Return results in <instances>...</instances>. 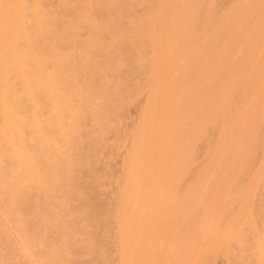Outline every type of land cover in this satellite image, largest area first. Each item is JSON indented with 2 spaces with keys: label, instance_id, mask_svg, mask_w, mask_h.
Listing matches in <instances>:
<instances>
[{
  "label": "bare ground",
  "instance_id": "obj_1",
  "mask_svg": "<svg viewBox=\"0 0 264 264\" xmlns=\"http://www.w3.org/2000/svg\"><path fill=\"white\" fill-rule=\"evenodd\" d=\"M54 1L57 2L54 3L55 5L49 4L48 0H0V228H2V230L0 229L1 230L0 238L2 237V239L3 236H1V232L4 235L5 231H3L4 230L3 228H5V226L8 224V227L6 226L7 228H5V230L8 229V231L6 230V233L4 235L5 246L3 245V243H1L2 239H0V245L2 244L4 246L3 248L2 246H0L2 248L0 250V264H2L3 262L5 264V261L9 260L10 262V259L11 258L13 259V257H11L13 256L12 249L14 246L12 242L14 243L15 237L19 236L20 239L22 237L23 242L22 241L21 242L23 243V247L24 248H26L27 246L29 247L31 241L29 244L26 241V239H30V237L28 236L29 234L31 235L33 233V235L37 234L36 236H39L42 229L47 230L49 232L50 229L53 231L55 229L56 230L61 229L60 227L66 224L65 223L66 219L63 216L65 217L67 215L70 216L72 212L74 213L72 209L75 207L76 208L75 210H77L78 208L76 207V205L70 206L71 203L75 204L77 202H80V201L73 202V199L75 198L76 200H78L77 198H79V200L82 201V199L80 198H86V197H81L84 194H86L85 191L87 190L84 189L83 187L85 182H83L82 185V181H84L82 179L83 177H85V175L91 174L96 169H94L95 166H93V168L90 166V163H92V161L89 162L88 157H86V160L85 162H83V164H86V162H88L87 165L89 166V168L94 169L89 174H87L88 171L86 170L90 171V169L85 167L87 165L83 166V164L80 163L79 166L81 167H79L78 164H75L74 162L76 161L71 159L73 158V154H74L73 152L74 148L72 150L71 147H74L77 144V142H79L78 143L79 147H80V143L81 142L83 143V140L80 141L79 139H81L80 136L86 135L83 132L86 127L85 122L87 123L88 120L94 121L97 124L95 125V127H97V129L102 133L106 131L104 127H106L107 122L108 124L109 122L111 123L113 122V124L111 125H114L116 124L115 121L119 122L120 120H122V118L120 117H123L121 115H123L124 113L121 114V111L125 108L123 103L125 101L129 102L128 99H132V95L138 94L142 88L140 87V85L142 84L134 85L132 86L133 87L132 89H130L131 87L129 86L128 88L130 90L126 87L128 90L127 92L130 94L131 97L128 99L125 96L126 94L122 95L121 93L123 92L121 90L126 85L124 84L125 85L124 86L122 83L121 84L123 86L120 85L119 83L121 79L120 77L122 76V74L124 75L126 73L128 74L129 72H131L132 65L134 63L133 57L135 54L138 55V59H139V60L137 59V63L140 61L139 64H141L143 69H146L144 71L140 70L141 74L142 71L144 72L143 74L145 75V73L149 72L147 70H152L151 76H148L151 77V79H149L150 80L149 82L147 79L148 74L145 75L146 76L145 80L147 81L145 82L146 83L145 87L147 86L149 87L148 88L149 91L151 90L149 94L150 93L151 94L149 95L148 103L145 106L143 110L144 113H142L143 116L141 117L143 124V125L141 124L142 133L140 132V136L138 135L139 137H137V139L135 140L136 141L135 143L138 145L137 150L140 147H144V148L146 147V149L149 147L148 142H149V138L151 137L150 129L152 128L155 129L156 120H157L156 118L160 120L159 124L162 122L163 119L165 125L170 124L172 122L171 117L168 114H166L167 112L162 111L164 110V108L161 110V106L163 104L166 95V93L163 92L164 91L163 85L161 86L159 83L157 84L155 80L153 82V78H152L153 72L157 73V71L158 70L160 71L163 67L161 66L160 62L158 64L156 62H153L150 56L153 49L157 47L156 44H158L160 38L164 33V29L161 26L163 22H161V20L162 17L166 14L165 8H167L168 6L167 4L170 3L173 4L172 2L174 1L175 4H177L176 1L178 2V0H162V1L155 0L154 2L151 3V5H148V7L151 6L150 10H148V8L146 7L148 11L146 10L147 13H145L146 15L144 14L145 19L144 20L141 19V21L135 20L136 18L134 17L137 14L134 16L133 9L136 8L137 1H141L142 3L143 0H54ZM203 1L205 4V0H188L187 2H184V0H180L182 9H183V3H185L186 5L185 8H187V14H185L184 11L185 8H184L183 9L184 11L183 13L185 14L183 16L184 18L181 17L183 18V20L180 19L181 20L180 27L182 28L183 26V29L181 30H184L185 27L184 30L185 34L192 35V32L194 31L193 27L194 28L197 27L194 26L196 25L195 23L197 22V21L195 22V20H197L196 15L197 13L199 14L201 10H203L200 7ZM251 1L254 2L255 0H245V2H248V4ZM236 3H238V5L235 7L234 11L230 13L231 17L234 18V23H233L234 30L232 28L233 31L229 33L227 29L228 32L226 31V33H228L229 36L235 34L243 35L241 37L242 38L240 43L241 46L239 47L237 46L238 47L237 49H239V52H237L238 56L235 54L236 52L235 53L233 52L235 48L233 51H231L230 49L231 46L230 44L227 43L224 44L222 48H220L218 53H214L217 55H214L215 56L214 59L212 58V60L214 61L213 63H211L212 61L209 62L210 56L209 57L203 56L204 59H200L203 57H201V55L198 56L200 52L198 53L197 50H194L195 52L192 51L185 53L183 59L179 61L181 63L180 65L186 67L187 69L188 68L195 69V71L210 70V72L206 76L205 74H203L204 71L201 72L202 75H200L201 73L198 74L199 72H195L198 75L196 74V81H192V82H196V83L193 86H191L192 89L188 88V90H190V94L188 96L189 98L188 99L186 98V100H188L186 102L189 105L187 104L186 107L183 106L182 107L183 112H180V114L178 113L180 115V121L184 122L186 126L185 128L181 127V129H177L175 133L173 132L175 135L173 138L174 142L172 141L173 143L171 146H169L171 142H169L168 144V146L171 148L172 147L177 148L176 145H178V148L181 147V150L178 152L179 154L178 160L176 159V163L173 162L174 165L172 167L168 168V165L167 167H163V166H159L160 168L158 167L159 169L156 171L158 172L156 174L157 175L156 183H159L164 177L169 175L171 177H178L181 171L185 172L189 168L190 161L192 159L191 158L193 151L192 148H194L192 147V145L195 144V143L193 144V141L195 139V133H193V131L195 130V125H197L195 123H197L200 120L203 121L202 118H204L205 115L208 113L212 114L211 111L216 110L220 112L221 110L222 111H224V109L226 110L227 107H225V105L227 104L226 106H228L229 104L225 102L224 96L228 94L230 90H233V88L235 89V91L241 94V96H239L240 98L242 97V99H247L246 96L248 95L249 91L252 88L254 89V86L257 87V85H259L260 78L261 81L264 79L262 78L264 76L263 74L264 72L260 71V73H258L259 77L258 74L253 72V69L257 65L258 67H260L262 64L260 63V61H257L260 63V65L259 64L256 65L254 56L260 55L264 57V50H263L264 44L260 43L262 42L261 39L264 38V26H263L264 22L261 21L262 19L256 21L254 16L252 21L251 20L252 18L250 19V17L252 16V15L250 16L251 11L248 13V8L250 7L247 6L246 9L244 7H241V3L239 4V2H235V4ZM262 4L264 5V0H256V3L254 5L257 6ZM134 5H136L135 8ZM181 5L179 6L181 7ZM198 6L200 7L201 10H198ZM231 17L229 16V18ZM175 18L177 17L175 16ZM223 20L225 21V19ZM254 20L256 23L254 22ZM126 21H130V22L126 23ZM178 23L176 24L178 25ZM182 23L183 25H181ZM245 23H246L245 26L246 30L248 26H250L249 24L247 26V23L252 24L251 27L248 29L249 33L248 31L247 33H245L246 32V30L244 29ZM221 26L223 25L221 24ZM164 28L166 29V27ZM198 29H196V31ZM223 29H221L220 31H222ZM129 30L131 33L135 31L133 33V36L135 37V39H137V41L138 40L140 41V42L138 41L139 43L138 42L133 43L134 45L129 43L128 41L129 39L127 37ZM169 30L170 29H168V31ZM181 30L179 31L181 32ZM246 34L249 37H247ZM224 35H226L225 31H224ZM167 36L169 37V34ZM245 36L247 38H244ZM170 37L169 39L171 41L169 40L167 43L166 40V42L164 41V43L166 45L168 44L169 46L170 44L174 43V46L177 47V45H175V41H172ZM209 37L211 36H208L207 38L208 40ZM232 37H236V36H232ZM220 38H222V36ZM237 40L240 41V38H238ZM206 41L203 42V44L204 43L206 44ZM209 41L211 42V40ZM220 44H222V42H220ZM172 49H173L172 47L168 49V52L166 50L165 53H167V55H165V62L167 61L166 65L174 68V66L177 65V61L175 59V56L177 55L174 53L175 49L173 50ZM208 49L209 48H207V51ZM200 50L202 51V49ZM201 54H203V52ZM205 58H208L206 59V61H208V64H206V61L205 63L203 62ZM261 67L260 69L262 70ZM139 68L141 67H138L137 70L138 72H139ZM190 71L191 74L194 72V70H190ZM120 73H122L121 76ZM255 74L257 79H255ZM109 75H111L112 78H116V79L119 78V81L117 80L119 84L116 82L112 83V80L110 81V79L108 80ZM117 75L119 76L118 78ZM178 75L179 77H181L180 76L181 74ZM192 75H194V73ZM199 75L201 79L198 77ZM194 76H190V77L192 78ZM261 81L260 84L263 83V81L262 82ZM179 82H177V84ZM114 83L118 85L117 88L113 87L116 88L115 90L111 88V86H113ZM147 83H149L150 85H147ZM119 85L122 87L121 89L119 88L120 87ZM109 87L111 88V90L109 89ZM181 88H183V86ZM117 89H120V92H118ZM80 90L83 91V93H81ZM123 90H125V88ZM231 92L232 91H230L229 93ZM131 93L134 94L131 95ZM79 94L80 95L83 94L82 97ZM78 96L80 97L78 98ZM134 98L135 96H133V99ZM237 103L239 102L237 101ZM124 104L126 105L127 103ZM188 107H189V111H187ZM190 107L193 109H190ZM120 109L122 110L120 111ZM184 109L186 111H184ZM244 109H246V107ZM244 109L243 111H245ZM226 112L227 111H225V114L227 115L228 112L227 113ZM246 113L247 112H243L242 115ZM153 115L155 116L154 119L155 122L152 120V117L154 118ZM110 127L114 128V126H109L106 127L107 130L108 128L110 129ZM88 128L90 127L88 126ZM226 128L228 130L229 127ZM227 130L225 129L224 131L221 132L222 135L218 139L216 146L213 147V149L215 148V152H214L215 154L214 156H212L214 157V160H212L214 161L213 162L214 164H212L214 168L211 173L212 184L210 189L207 192H201L198 190L196 192L187 193V195L184 196L180 202L176 200V197L173 193H169V192L167 193L166 191L164 198L165 205L164 207L163 206L159 207V210L160 209L161 210L160 211L158 210L159 216H157L158 218L155 219L156 220L155 222L157 224L158 223L162 224L161 222L166 220L167 222L165 221L163 223L169 222L168 225L165 224L167 227L170 225L172 226L173 222L175 224L179 222L180 224L178 223L179 224L178 226H180L183 224L184 218H185L184 223L188 221V219H186L187 218L186 216H190L191 214L196 213L197 210L201 208L202 209L204 208L202 215L204 216L205 219H209L211 224H213V222L216 220L215 208L210 206V204L214 205L215 202L209 201L210 198L208 199L209 197L208 193L212 191L214 193V191L216 192L220 187L222 188L223 184L226 181H228V179H230V177H228L229 174H232V177L235 175V179H237L238 175L242 176L241 172H243L245 169L240 167L241 171L240 170L238 171L237 170L238 168L237 169L235 168V165L237 164L238 161L237 159H239V157L242 156V155L240 156V153L238 151L232 157L226 156V152L228 153L229 150V144H230L229 141L231 140V138L228 137L229 134L226 133L229 132ZM259 132L257 128H254V130L249 131L247 136L248 137L247 139H249L247 148L253 144H254L253 146H257L258 144L261 143V141L259 140V143L257 144L258 138H260ZM93 136L94 135H92V137ZM197 136L199 135H196V137ZM95 137L93 139H95ZM99 138H100L99 140H101L100 135ZM262 140H264V137ZM75 142L76 144H74ZM86 144H87V148L85 151L88 150L90 153H92L91 144L89 146L90 148H88L89 144L85 143V145ZM243 147H245L244 144ZM242 151L245 152V155L246 154L248 155L247 149L246 150L243 149ZM244 152H242L241 154H244ZM131 154L132 156L130 155V157L132 159L129 158L131 161L128 160V162L130 163L128 164V166L131 169L129 171L128 170L129 168L127 166V170L129 171V173L127 171L126 172L123 171L124 173H128L129 177H127V179H125L124 177V182L122 179L121 182L124 183L122 185V190L123 189L126 190V188H128L129 191H133L135 193V197L134 198L128 197V199L124 200L125 204H123L122 202L121 205H118L119 209H117V210H121L120 213L123 211L124 215L123 213H121V217L124 216L123 219H125L124 223L122 222L123 224L119 225L120 228H118L119 226L117 227L118 230L120 229L122 232L121 233L119 230L123 240L124 250L122 248L123 252L122 250L121 252L124 254V255L122 254L124 258V264H128V261L130 262L131 256L129 255V252L130 249H132L134 243L136 242L135 238L133 237L134 233L132 232V227L135 221L134 210H136L137 208L136 207L137 202L144 195L146 197H152L153 196L152 191L154 190V187L150 188L151 190H147V182L146 180L141 178L144 176H140L139 178V176L137 175L138 173L134 172L135 167H133L132 170V167L130 165L132 160L133 162H135V159L137 158L136 150H134V152L132 151ZM211 155L213 154H210V156ZM133 162H132V166H133ZM244 163L247 162H243V165ZM79 168H81L82 173L83 170L85 169L84 176L83 174L79 175L81 174L79 172L80 170ZM33 169L39 170V173L31 174L30 171ZM79 176L82 177L80 178ZM239 177L238 179H240ZM125 186L127 187L125 188ZM159 186L161 187L162 185L159 183ZM67 187H70V189ZM72 187L73 190L76 188L77 189L73 191L71 189ZM66 188L67 190H65ZM81 188H83L85 191L82 190ZM199 189L201 190V187ZM68 190H70L69 193L72 191L74 193L75 192L79 193V197L78 196L71 197L73 196L72 194H70L71 196H69V194L67 196L66 193ZM81 191L84 192V194H82ZM120 192L125 193L124 191H120ZM92 194H91V198H92ZM68 197L69 198L71 197L72 199L71 200L72 202L70 204L68 202L70 200L67 201V199H69ZM124 198L126 197H121L120 198L121 201ZM66 201L68 202V207L66 205ZM87 201L89 202L88 199ZM178 203L180 205H178ZM80 204L82 205L83 203ZM81 205H77V206H81ZM69 207H71L72 209L67 210L69 209ZM84 208L86 207H83V209ZM79 210L81 211L82 209ZM85 210L82 212H85ZM97 213L95 211V215ZM24 214L26 217L24 216ZM89 216L92 215L89 214ZM79 217L81 218L80 215ZM5 221L9 223H6ZM80 221L82 220L80 219ZM35 222L37 224H35ZM62 222L64 223V225ZM112 222H114V220H112ZM2 223H5L6 225L3 227ZM73 223L77 224L76 221L74 220ZM189 223H186V226L187 225L189 226ZM157 224L156 226H158ZM184 225L185 224H183L182 226ZM9 226L11 227V229ZM29 226L32 228H30ZM47 226L48 227L50 226L49 227L50 229H48ZM66 226L65 228L63 227V229H61V232L62 231L67 232V230H65ZM35 228L37 229L38 233L34 231ZM39 228L42 229L38 231ZM178 228H183V227L180 226ZM187 228H191V227H185L186 230ZM9 229L11 232L13 231L11 234ZM79 229L80 228H78V230ZM29 230L30 231L32 230V232L31 233L28 232ZM192 230L194 231V229ZM192 230L188 229L186 232H184L186 237H190L192 235L191 234ZM212 230L214 231V233L215 232L216 233L214 234V236L212 235L211 240H209L211 247L215 245L214 244L216 243L215 240L218 238V235H216L218 234L217 230H214V228H212ZM89 235L91 236L90 233ZM5 236L6 238L7 237L9 238H7L6 240ZM10 236H13V238ZM11 238L14 241L10 240ZM257 239L260 238L256 237V240ZM92 240L95 241V239ZM6 241L9 242L7 243ZM257 241L259 242L260 240ZM261 241L258 244L260 250V251L258 250L259 252L258 254L264 255V253L262 252L263 247ZM35 244L36 246H39L37 242H35ZM139 247L143 249L142 245H139ZM39 249L40 248H38V250L36 251V253L38 252V254H36V257H38L39 254L43 253L42 249H40L41 252L39 251ZM10 251H11V255H10ZM147 252L148 251H146L145 253L149 254ZM131 253L134 254V251L131 250ZM43 255L44 253L42 254V256L41 255L40 256L43 258L44 257ZM61 255L63 256V254H59L57 256V259L59 260L53 259L55 262L50 257L51 255H46L47 257L46 256L44 257L47 263L42 261V259L41 261L44 264H50V263L58 264V262L60 261L59 256ZM15 257L18 256L16 255ZM75 257L77 258V256ZM63 258L62 260L65 259L64 260L65 262L66 260H70L69 258L68 259L67 258L63 259ZM148 259H151V257L149 258V255H148ZM38 260L40 261V258H38ZM64 261L62 262L65 263ZM27 262H28L27 264H32L31 261L30 262L27 261ZM25 263L26 262H24V264ZM81 263L82 262H80V264Z\"/></svg>",
  "mask_w": 264,
  "mask_h": 264
},
{
  "label": "rangeland",
  "instance_id": "obj_2",
  "mask_svg": "<svg viewBox=\"0 0 264 264\" xmlns=\"http://www.w3.org/2000/svg\"><path fill=\"white\" fill-rule=\"evenodd\" d=\"M154 1L155 0H153V1L152 0H143L142 1L143 5H142L141 1H137L136 5L138 7L136 5H134V8H135V6H136V8L133 9L134 10V16L137 14L134 17V18H136L135 19L136 21L137 20L141 21V19L142 20L145 19V15H146L145 13H147V11L150 10V7H151V6L148 7V5H151V3ZM156 1H159V0H156ZM187 1L184 0V2H187ZM235 2H239V4L241 3V7H244L246 9H247V6L250 7V8H248V13L250 11L252 12V14L250 12V16L252 15L250 17V19L252 18L251 19L252 21H253V16H254L256 21L262 19L261 21L264 22V5L262 4V5L255 6L254 4L256 3V0L254 2H252V1L249 2V4H248V2H245V0H236V1L235 0H205V4L203 1L201 6L199 5L201 7V9H203V10H201L200 7L198 6V10H201V11L199 14L197 13V15H196L197 20H195V22L196 21L197 22L195 23L196 25H194V26H197V27H195V28L193 27L194 31L192 32V35H190V34L187 35L184 32L185 27H184V30H181V29H183V26H182V28L180 27V22L184 18L183 16L185 14H187V8H185V6H186L185 3H183V9L185 8L184 9L185 14L183 13L184 11L182 9V5L180 4V0H178V2L176 1V3L178 5L175 4V1L172 2L173 4H171V3L167 4L168 9L165 8L166 14L163 16L164 18L162 17V20H161V22H163V24L161 23L162 24L161 26L164 29V33H163L162 37L160 38L158 44H156L157 47L154 48L153 51L151 52L150 57H151V60L153 62H156L157 64L160 62L161 66L163 67L160 71L158 70L157 73L155 72L156 74L153 72L152 78H153V82L155 80V82L157 84L159 83L161 86L163 85V88H164L163 92H165L166 95H165V99L163 101V104L161 106V110L164 108V110H162V111L167 112L166 114H168L171 117L172 122L170 124L165 125V123L163 122L164 119L163 120L161 119L162 122L159 124L160 120H158V118H156L157 119L156 120V127L157 126L158 127L157 128L155 127V129H153V128L150 129L151 137L149 138V142H148L149 147L147 149H146V147L145 148L140 147L137 150L138 145L135 143L136 142L135 140L137 139V137L140 136V132L142 130V125H143L142 124V118H141L143 116L142 113H144L143 110H144L145 106L147 105L148 100H149V95L151 94V93L149 94V92H151V90L149 91V89H148L149 87L148 86L145 87L146 86L145 82H147L145 80L146 79L145 75L148 74L147 79L149 82L150 81L149 79H151V77H148V76H151L152 70H147L149 72L146 71L147 73H145V75H144L143 71L146 69L142 68L141 64H139L140 61L137 63L138 55L135 54L133 57L134 63L132 65L131 72H129L128 74L126 73L124 75L122 73H120V76L122 74V76L120 77L121 78L120 81L118 78L119 74L117 75L118 79L112 78L111 75H109L111 78L108 76V80L109 79H110V81L112 80V83L113 82L118 83L117 82V80H118L120 85H122V84L126 85V86L124 85L125 87H123V89L125 88V90L122 89L121 91H123V92H121V93H122V95L126 94L125 96L127 97V99L131 98L130 94L127 92L128 91L127 88L129 86L131 87L130 89H132L133 88L132 86H134V85H138V84L144 85V86L140 85V87H142V88L138 94L131 93V95L132 94H134V95H132V99H128L129 102H127V101L124 102V103H127L126 105L123 103L125 108L123 110L120 109V111L121 110L123 111V112L121 111V114L124 113L123 115L120 114L121 116H123V117H120V118H122V120L119 119L121 122L115 121L116 124H114V125H111V124H113V122L112 123L109 122V124L107 122L106 127L114 126V128L110 127V129L108 128V130H107V128L104 127L106 129V131L103 130L105 132L102 133L97 129V127H95V125H97V124L94 121L88 120L87 123L85 122L86 127L84 126L85 130L83 132L86 135L81 134L83 136V139H82V136H80L81 139L78 138L80 141L83 140L84 144L81 142L80 147H79L78 146L79 142H77V144L75 142L74 144H76L75 145L76 147L75 146L71 147L72 150L74 148L73 158H71V159L78 162V163L74 162L75 164H78V166L80 163L83 164V162H85V160H86V157H88L89 162L92 161V163H90V166L92 168H93V166H95L94 169H96V170H94L92 168H89V166L87 165L88 162H86V164H83V166L87 165L85 167L90 169V171L86 170V171H88L87 174H89L90 172H92V170H94L92 172L93 174L91 173L89 175H85V177H83V179H82V180H84V181H82V185H83V182H85L83 187H84V189H87V190L85 191L83 188H81L82 190L85 191L86 194H84V192L81 191L82 194H84V195L81 196L82 195L81 194L80 196L86 197V198H80V199H82V201L85 200L86 202L85 201L82 202L81 200H79V198H77L78 200H76L74 198L73 202H76V201H80V202H77L75 204L71 203L72 202L71 197H77V196L79 197V193L75 192L76 194H78V195H76L73 192L77 188L74 190H73V187L71 188L73 190V191L72 190L71 191L74 194L72 192L69 193L70 190H68L67 193L65 192L67 196H68V194H69V196H71L70 194L73 195L70 198L68 197L69 199H67V201L70 200V201H68L69 204L71 203L70 206L76 205V207H78L77 210H75L76 209L75 207L73 209L71 207H69V209H67V210L72 209L75 214L72 212L73 215L72 214L70 216L67 215L66 217L63 216L66 219L65 225L63 223L64 221L61 219L63 221L62 223L64 226H62L60 228L63 229V227L65 228V226L67 225L66 229H65V230H67V232L66 231L61 232V229L56 230L55 228H52V229H55L53 231L49 228L50 226L49 227L47 226L48 229H50V232L47 230H44L42 228H41L42 229L41 230L39 228L38 231L41 230V232H40L39 236H36L37 234H34L36 238L34 237L33 233L31 235L30 234L28 235L30 237V239H26V241L28 242V244L31 241V244L29 247L27 246L26 248L23 247L22 237H21V239L19 236L15 237V241H14L12 239L13 236H10V237H12L10 240L14 241V243L11 241L12 244L14 245V246L12 245L14 250L11 248L12 253H13V256H11V257H13V259L11 258L10 262H9V260L5 261V264H18V263L24 264V262H26L25 264H27L28 263L27 261H29V262L31 261L32 264H44L42 261L47 263V261H45L46 259L44 258L46 255H51L50 257L52 258V260L53 259L59 260V259H57V256L59 254H63V256L62 255L59 256L60 261L58 262V264H66V263H68V264H70V263L71 264H75V263L78 264L79 263L80 264V262H82L81 264H87V263L88 264H124V258L122 256V254H123L122 252L124 250L123 240H122V235H120L121 230L119 229L120 230V232H119L118 228H120V226H119L120 224L124 223L125 219H123L124 216L121 217V213H123V211L120 213L121 210H117V209H119L118 205H121L122 202H123V204H125L124 200L128 199V197L129 198L135 197V193L133 191H129V189L126 188L127 186H125L126 190H124V189L122 190V185L124 184L123 183L124 177H125V179H127V177H129L128 173H129L131 168H129V166H128V164H130L128 162V160L131 161L129 158H131L130 155L132 156L131 153H132V151L134 152V150H136L137 158L135 159V162H133V160H132L133 166H132V162H131L130 166L132 167V170H133V167H135L134 172L138 173L137 175L139 176V178H140V176H144L141 178L146 180L147 190H151L150 188H153V187H154V190L152 191L153 192L152 197H146L145 195L142 196L141 199L137 202L136 210H134L135 221H134V224L132 227V232L134 233L133 237L135 238L136 242L134 243L132 249H130L129 255L131 256V258H130V262L128 261V264H151L152 261H153L152 264L153 263L154 264H264V255L258 254L259 253L258 252V250H259L258 244L262 239H263L261 241L262 247H263L262 252L264 253V151H263L264 150V145H263L264 140H262L264 137V135H263L264 134V79L262 80L263 83L260 84V81H261V78H260L259 85H257V87L254 86V89L252 88L250 90L251 92L249 91L248 95L246 96L247 99H242V97L240 98L239 96H241V94H239L233 88V90H230V91H232L231 93H229L230 92L229 91L228 94H226L224 96L225 102H227L229 104L228 106H226L227 104L225 105V107H227L226 110L224 109V111L221 110L220 112L216 111V110L211 111L212 114H210V113L206 114L205 117L202 118L203 121L200 120L197 123H195V124H197V125H195V130H194L196 132L193 131V133H195V139L193 141V144L194 143L195 144L192 145V147H194V148H192L193 149L192 156H191L192 159L190 161L189 168L185 172L181 171L179 173L178 177H171L170 175L164 177L159 182L162 185L161 187L159 186V183H156V179H157L156 174L158 173L156 171L160 168L159 166L167 167V165H168V168H169V167H172L174 165L173 162L176 163V159L178 160V157H179L178 152L181 150V147L178 148V145H176V147L178 148L177 149V148H173V147L171 148L169 146H171L172 143L174 142L173 138L175 136L174 135L175 131L177 129H181V127L185 128V126H186L184 122L180 121V115L179 114H180V112H183L182 107L183 106L186 107L188 104L186 102V101H188V100H186V98L188 99L189 98L188 96L190 94V90H188V88L192 89L191 86H193L196 83V82H192V81H196V74L197 73H195V72H199L198 74H200L201 72L204 71V70L203 71H195V69H189L188 68L189 71L194 70V72L192 71L195 75L194 76V75H192L193 73L191 74V71L189 72L186 67L181 66L180 65L181 63L179 61L181 59H183V56L185 55V53L192 52V51L195 52L194 50H197L198 53L200 52L198 54V56L199 55H201V57H203V56L209 57L210 56L209 62L212 61L211 63H213L214 61L212 60V58L214 59L215 58L214 55H217L214 53H218L220 48H222L224 46V44H227V43L230 44L231 51H233L235 48V50L233 52L234 53L236 52L235 54L238 56L237 52H239V49H237V48L239 46H241V44H240L241 40H242L241 37L243 35L235 34L232 36H236V37H232V36H229L228 33H226L227 29H228L229 33H231L234 30V28H233L234 27V25H233L234 18L231 17L230 13L232 11H234L235 7L238 5V3L235 4ZM48 3L51 5H55L54 3H57V2L54 0H48ZM139 4H140V6H139ZM179 5H181V7ZM146 7L148 8V10ZM252 8H253V11H252ZM201 13H202V15H201ZM175 16L177 18H175ZM229 16L232 19L229 18ZM181 17H183V18H181ZM227 17H228V19H227ZM223 19H225V21ZM174 20H175V22H174ZM178 20H180V21H178ZM255 20H254V22H255ZM127 22L129 23L130 21H126V23ZM176 23H178V25ZM220 23L223 26H221ZM248 24L250 26H248ZM181 25H183V23ZM198 25H200V26H198ZM251 25L252 24L247 23L248 28L246 27L247 28V30H246L245 29L246 23H245V25H244V29L246 30L245 33H247V31L251 27ZM164 27H166V29ZM210 27H211V29H210ZM216 27H217V29H216ZM176 28H178V29H176ZM232 28H233V30H232ZM168 29H170L169 30L170 33H169ZM196 29H198L197 30L198 33H197ZM218 29H219V31H218ZM221 29H223V30L220 31ZM130 30H132V29H130ZM130 30H129V32H130ZM179 30H181V32ZM224 31H225L226 35H224ZM129 32L127 35L128 39H129L128 41L130 44L134 45L133 43H136L139 40L137 41V39H135V37L133 36V33L135 31H133V33H131V32L129 33ZM216 32H219V33H216ZM248 33H249V31H248ZM168 34H169V37L171 36L170 38L172 39V41H175V45H177V47L174 46V43L170 44V46L168 44L166 45L164 43V41L166 42V40H167V43H168V41L170 40L169 37L167 36ZM179 34H180V36H179ZM206 34L208 36H211V37H209V40H211V42L207 39L208 36ZM134 35H136V34H134ZM182 35H183V37H182ZM176 36H178V37H176ZM198 36H200V37H198ZM215 36H216V38H215ZM221 36H222V38H220ZM246 36H247V34H246ZM246 36L244 38L249 37V36H247V37ZM188 37H189V39H188ZM210 38H212L213 40ZM236 38L237 39L240 38V41L237 40ZM220 39H221V41H220ZM161 40L163 43L161 42ZM189 41H190V43H189ZM205 41H206L207 45L205 43L203 44V42H205ZM261 41L262 42H260V43L264 44V38H262ZM220 42H222V44H220ZM209 43H210V45H209ZM186 45H188V46H186ZM193 46H195V47H193ZM203 46H204V48H203ZM171 47L173 49H175L174 53L177 56H175L174 54L173 55L175 56V59L177 61V65H180V66L176 65V66H174V68L169 67L168 65H166L167 61L165 62V55H167V53H165V52H166V50L168 52V49H170ZM187 47H189V48H187ZM210 47H212V48H210ZM216 47H218V48H216ZM184 48H186V49H184ZM199 48L202 49V51ZM207 48H209L208 51H207ZM185 50H186V52H185ZM263 50H264V45H263ZM197 51H196V53H197ZM202 52H203V54H201ZM181 54H183V55H181ZM207 54H210V55H207ZM204 57L203 58L199 57V58L204 59ZM206 59H208V58H205V60L203 61L204 63H205ZM254 60L256 61V63H255L256 65L257 64L260 65V63H262L261 66L262 65L264 66V57H262L260 55H255ZM257 61H260V63ZM206 64H208V61H206ZM206 64H204V65H206ZM263 66L261 67L262 68V70H261L260 67H258V65H257L253 69V72L256 74L260 73V71L264 72ZM138 67L142 68V69L139 68V72L137 71ZM140 70H143L142 71L143 75L141 74ZM150 71H151V73H150ZM183 72H184V74H183ZM204 72H203V74H205V76H206L209 74L210 70H208V71L205 70ZM254 73H253V75H254ZM178 74H181L180 75L181 77H179ZM256 74H255V79H257ZM200 75H202V73ZM200 75L198 77L201 79ZM190 76H194V77L191 78ZM258 77H259V74H258ZM262 78H264V76ZM113 79H116V80H113ZM199 80H197V81H199ZM176 81L177 82L180 81L179 82L180 84L179 83L177 84ZM174 84H176V85H174ZM147 85H150V84L147 83ZM182 86H183V88H181ZM113 87L117 88L118 85L114 83L113 86H111V88H113ZM111 88L109 87L110 90H111ZM116 88H113V89L115 90ZM119 88L121 89L122 87L120 86ZM120 89H117V91L120 92ZM81 93H83V91H81ZM82 95H80V96L82 97ZM80 96H78V98ZM133 96H135L134 99H133ZM236 100L239 103H237ZM240 100H241V102H240ZM233 101H234V103H233ZM242 101L244 102V104ZM243 105H244V107H243ZM239 106H241V107H239ZM191 107H190V109H193ZM245 107H246V109H244ZM243 109L245 111H243ZM184 111H186V110L184 109ZM187 111H189V107H188ZM225 111L228 112L227 115H229V114L230 115L227 116L225 114ZM241 111H242V113L243 112H247V113L242 115ZM124 115H125V118H124ZM225 116H227V117H225ZM228 117L230 120L228 119ZM154 119H155V116H154V118L152 117L153 121H154ZM178 119H179V121H178ZM91 123H92V125H91ZM107 125H109V126H107ZM88 126L91 129L88 128ZM193 127H194V125H193ZM226 127H229L228 130ZM260 127H261V129H260ZM249 128H251V129H249ZM254 128H257L258 132L261 131V132H259L260 138H258L257 144L259 143V140L261 141V143L258 145L255 144L258 146V148H257V146H253L254 144L247 148V145L249 142V139H247L248 133H249V131L254 130ZM223 129L224 130L226 129L227 131H229L226 133L229 134L228 137L231 138V140L229 141L230 142L229 150H228V153L226 152V156L232 157L238 151L240 153V156L241 155L242 156L239 157V159H237L238 161L236 160L237 164L235 165V168L236 169L238 168L237 169L238 171L239 170L241 171V168H243V169L245 168V169L243 172H241L242 176L238 175V177L241 176V177H239L240 179H238V177H237V179H235V175L232 177V174H229L228 177H230V179H228V181H226L223 184L222 188L221 187L219 188L221 190L218 189L216 192L214 191V193H213V191L208 193V195H209L208 199L210 198L209 201L215 202L214 205H211L210 203L209 204H210V206L215 208L216 220L213 222V224H211L209 219H205L204 216L202 215L204 208L198 209L197 212L195 211L196 213L191 214L190 215L191 217L186 216L187 217L186 219H188V221L186 223H189V221H190L189 226L188 225L186 226V223H184L185 218H184V222L183 221H181V222H183V224H185L184 225L185 227H191V228H187V230L188 229L189 230L194 229V231L192 230V233H191L192 235L190 237H186L184 232H186L187 230L185 229L184 226H182L183 224L180 225L183 228H178V227H180V226H178L180 224L179 222H178L179 224L178 223L175 224L173 222L172 223L173 227L170 224H169L170 226L167 227L165 224L168 225L169 222L163 223L166 220L161 222L162 224H159V223L157 224L155 222L156 221L155 219L158 218L157 216H159L158 215L159 207H162V206L164 207V205H165L164 204V201H165L164 198H165L166 191H167V193L168 192L173 193L176 197V200H178V202H180L183 199V197L187 195V193L196 192L198 190L201 192H207L210 189L211 184H212L211 173H212L213 168H214V166H212V164H214L213 163L214 161H212V160H214V157H212V156H214V154H215L214 153L215 148L213 149V147L216 146L218 139L222 135L221 132L224 131ZM135 131H136V133H135ZM204 133H206V134H204ZM92 135H94V136L92 137ZM99 135L101 137V140H99L100 139ZM196 135H199V136H197L198 138L196 137ZM86 137H87V139H86ZM94 137H95V139H93ZM169 142H171V143L168 146ZM85 143L89 144L88 148H90L89 146L91 144V152L92 153H90L88 150L85 151L87 148V144L85 145ZM243 144L245 147H243ZM259 145H261V146H259ZM237 147H238V150H237ZM249 148H250V151H249ZM252 148H253V150H252ZM75 149L77 150V152ZM243 149L248 150V155L247 154L245 155V152L242 151ZM242 152H244V154H241ZM210 154H213V155L210 156ZM237 155H239V154H237ZM79 159H80V162H79ZM81 160H83V161H81ZM126 162H128V163H126ZM243 162H247V163H244V165H243ZM127 166L129 168L128 169L129 171L127 170ZM79 167H81V166H79ZM77 168H76V170H77ZM124 168H126V169H124ZM79 169L78 170L81 173L79 175L83 174V176H84V170L85 169L83 168L84 169L83 173L81 172V168H79ZM123 171H125V172L127 171L128 173H124ZM30 172H31V174H37V173H39V170L33 169ZM85 174H86V172H85ZM121 179L123 180V182H121L122 181ZM89 180H91V181H89ZM235 180L236 181L238 180V181L236 182ZM85 186H86V188H85ZM199 186L201 187V190L199 189L200 188ZM90 187H91V189H90ZM67 188L70 189V187H67ZM67 188L65 190H67ZM123 188H124V186H123ZM120 191H124L125 193L120 192ZM77 192H78V190H77ZM91 194H92V198H91ZM85 195H87L88 197ZM119 196H120V198L121 197H126V198H124L121 201ZM87 199L89 200V202L87 201ZM118 200H119V202H118ZM67 201H66V205L68 207ZM213 202H211V203H213ZM80 203H83L84 205L82 204L83 205L82 206ZM89 203H91V204H89ZM176 203H177V201H176ZM209 204H208V206H209ZM77 205H81V206H77ZM178 205H180V204L178 203ZM79 207H82V208H79ZM83 207H86V208L83 209ZM120 208H121V206H120ZM79 209H82V210L80 211ZM91 209H92V211H91ZM84 210H85V212H82ZM95 211H96V213L98 212L96 215H95ZM70 212H69V214H70ZM88 213L92 216H89ZM75 215H76V217H75ZM79 215L81 216V218L79 217ZM85 215H87L88 218ZM123 215H124V213H123ZM24 216H25V214H24ZM94 216L96 217V219ZM117 216L118 217L120 216V217L118 218ZM61 218H62V216H61ZM101 218H103V219H101ZM115 218H116V220H115ZM190 218H192V219H190ZM80 219L82 221H80ZM73 220L76 221L77 224H74L75 222L73 223ZM112 220H114V222H112ZM117 220L119 221V223ZM32 222H34V221H32ZM92 222H93V224H92ZM6 223H9V222H6ZM70 223H71V225H70ZM155 223L158 226H156ZM193 223H196V224H193ZM2 224H3L2 225L3 227L6 225L5 223H2ZM32 224H31V226H32ZM35 224H37V223L35 222ZM174 224H175V226H178V227H175ZM73 225L74 226L76 225V226L74 227ZM6 226L8 227V224ZM6 226H5V228H7ZM93 226H95V227H93ZM33 227H34V225H33ZM86 227H88V228H86ZM90 227H91V229H90ZM5 228H3L4 229L3 231H5L4 235L6 233V230L8 231V229L5 230ZM30 228H32V227H30ZM78 228H80V229L78 230ZM85 228L87 229L88 232L86 231ZM212 228H214V230H217L218 234H216V235H218V238L215 240L216 241V243H214L215 245L211 247L209 240H211L212 235L214 236V234L216 233V232L214 233ZM0 229L2 230V228H0ZM10 229H11V227H10ZM10 229H9V231H10ZM82 230L86 231V232H83ZM34 231L36 233H38L36 228L34 229ZM69 231H71V232H69ZM12 232L10 231V234ZM28 232L31 233L32 230L31 231L29 230ZM89 233L91 234V236L89 235ZM4 235L1 232V236H3V239H2V237L0 239H2L1 243H3V245L5 246ZM12 235H14V234H12ZM184 235H185V237H184ZM256 237L260 238V239H257V240H260L259 242L256 240ZM5 238H6V236H5ZM7 238H9V237H7ZM7 238H6V240H7ZM92 239H95L96 244H95V241ZM35 242H37L39 244V246H36ZM98 242H100V243H98ZM3 245L1 244L0 246H2V248H3L4 247ZM139 245H142L143 249H141L139 247ZM124 246H125V243H124ZM2 248L0 247V250ZM38 248L42 249V252L44 253L43 258L41 257L43 253L39 254V256L36 257V254H38V252L36 253ZM122 248H123V250H122ZM40 249H39V251H40ZM9 250H10V247H9ZM78 250H80V251H78ZM121 250H122V252H121ZM131 250L134 251V254L131 253ZM146 251H148L147 253H149V254H146L145 253ZM72 252L74 253V255ZM56 254H58V255H56ZM10 255H11V251H10ZM16 255L18 257H15ZM78 255H79V257H78ZM148 255H149V258L151 257L152 260L148 259ZM67 256H69V257H67ZM75 256H77L78 259ZM61 257L62 258L64 257L67 259L69 258L70 260H66V262H65L64 261L65 259L63 258L64 260H62ZM38 258H40V261L38 260ZM41 259H42V261H41ZM61 260L64 261L65 263H63ZM78 260H79V262H78ZM56 263H57V261H56ZM2 264H4V262ZM52 264H54V263H52Z\"/></svg>",
  "mask_w": 264,
  "mask_h": 264
}]
</instances>
